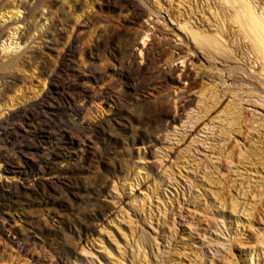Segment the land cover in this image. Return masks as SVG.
Masks as SVG:
<instances>
[{
    "label": "rangeland",
    "instance_id": "rangeland-1",
    "mask_svg": "<svg viewBox=\"0 0 264 264\" xmlns=\"http://www.w3.org/2000/svg\"><path fill=\"white\" fill-rule=\"evenodd\" d=\"M29 1L6 0L0 8V52L11 45L7 56L22 54L51 20L63 19L68 31L53 50L38 40L37 61L24 55L4 72L0 123L57 88V70L76 41L84 65L73 62L79 69L66 74L87 95L77 102L79 122L111 120L119 129L108 141L61 131L83 142L72 153L78 163L89 161L87 172L73 164L69 174L61 163L25 176L37 157L22 152L17 160L0 146V184L56 185L73 199L9 202L0 215V264H264V70L251 36L236 23L248 5L264 24V0H128L138 19L115 0H52L42 17H31ZM107 22L131 32L126 56L86 53ZM26 24L35 28L24 36ZM190 32L214 38L227 58L200 50ZM127 66L144 76L130 78ZM136 108L161 112L166 121L143 137L118 115ZM68 176L105 177L95 207ZM85 214L96 215L89 232Z\"/></svg>",
    "mask_w": 264,
    "mask_h": 264
},
{
    "label": "bare ground",
    "instance_id": "bare-ground-1",
    "mask_svg": "<svg viewBox=\"0 0 264 264\" xmlns=\"http://www.w3.org/2000/svg\"><path fill=\"white\" fill-rule=\"evenodd\" d=\"M5 1L6 0H0V8ZM51 1L52 0H30L26 5L27 7L24 9H29L28 14H30L31 17L33 13L36 12L41 14L42 17L43 13L41 12L44 9L50 8ZM115 1L122 7H127L129 10L133 9V17L137 19L141 17V12H139L134 5L130 3V1ZM230 1L239 5L240 0ZM23 7L24 5L22 2L17 4V7H15V10H17L16 17L20 15V10L23 9ZM243 7L244 11L242 15L236 16V23L240 26V28L242 27L247 30L246 32L243 30L244 33H246L245 36L247 35V38L251 36L253 45L256 48L260 60L262 61L264 70V24L256 17L251 6L245 5ZM1 11L2 10L0 9V12ZM1 18H3L2 15ZM26 19L27 18H24L25 21ZM35 20L36 17L31 18V21ZM31 28H35V25L26 24V31L23 33L24 36L28 34ZM67 31V24L63 19L57 21L51 20L50 24L39 35L40 37L32 39L22 54L15 55V53H12L13 55L11 54L10 56H7L8 50L11 49V45L4 47L0 52V80L4 81L7 79L4 72L18 63L24 55H27V57L32 61H37L39 55L33 48L38 40H42L41 44H45L47 49L53 50L54 46L61 44L63 38L67 34ZM2 34L3 33L0 32V39L2 38ZM190 34L200 50L213 54L220 59L227 58L225 49L218 43V41L214 40V38L202 36L194 32H190ZM22 40H25V38L23 37ZM26 40L23 42L26 43ZM131 40V32H123L120 30V26L118 24L107 22L96 33L93 47L86 53L90 56L94 55V52H96L102 55L111 54L112 56L119 55L120 57H124L128 53L127 46L130 45ZM84 54V52L78 51L76 41H72L63 57L62 64L58 68L55 75V78L59 80L56 84L57 88L51 89L49 93L44 95L39 104L24 111L11 114L6 117L2 123H0V146L8 150L12 154V157L17 160H20V154L22 152H26L24 154L36 156L38 159L35 165L29 163L26 164V169L22 172L25 176L37 172H52L61 163H66V165H68L66 172L69 174L73 172V168L75 166L80 168L82 172H87L89 170V161L84 160V162L78 163L76 154H73L77 151V149L82 147L83 142H74L72 136L65 135L61 132L63 129H68L73 133L75 131L78 135H93L98 140L107 141V136L113 133L117 134L119 128H117V125L111 120H101L95 125H83L79 122V118L82 116L83 110L77 107V102L85 100L87 95L85 92L77 90L76 86H71L69 83L71 75L66 74V71L67 69L70 71L79 69L78 66L72 65L73 62L77 64L80 63V66H83ZM75 57H79L78 62L75 60ZM126 71L130 78L139 79L144 76V71L134 69L130 66L126 67ZM153 84L154 83L152 82L150 86H153ZM3 86H7V83H4ZM65 94L69 95L70 98H66ZM136 109L139 112L135 111L134 115L126 116L121 113L118 115L122 118H126L132 129L140 130L143 137L154 134V132L160 129L161 124L166 121V117L161 112L153 114L151 111L141 110L138 108ZM29 126H34L35 129L28 130ZM48 132H51V134H57L59 136V141L55 140L50 135L48 136ZM72 165L74 167H69ZM67 178L74 184L77 194L88 198L87 203H89L91 207H95L97 205V195L104 192L107 184V181L103 176L78 180L77 178H71L69 176ZM23 197L29 198L32 201H39L40 203L46 205H63L64 203H73L71 191H66L56 185L36 184L30 189L21 190L19 187L0 184V215L9 202ZM95 217L96 215L93 216L91 214H85L83 216V220H86L85 222H87L84 226V232L91 231L92 227L90 222ZM56 264H62V262L59 260Z\"/></svg>",
    "mask_w": 264,
    "mask_h": 264
}]
</instances>
